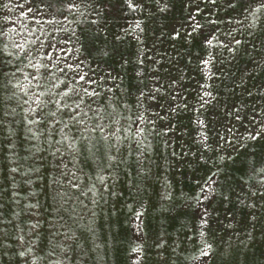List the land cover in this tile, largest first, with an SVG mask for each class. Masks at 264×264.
Wrapping results in <instances>:
<instances>
[{
	"label": "rangeland",
	"instance_id": "obj_1",
	"mask_svg": "<svg viewBox=\"0 0 264 264\" xmlns=\"http://www.w3.org/2000/svg\"><path fill=\"white\" fill-rule=\"evenodd\" d=\"M138 2L128 94L97 0H0V264H264V0Z\"/></svg>",
	"mask_w": 264,
	"mask_h": 264
},
{
	"label": "trees",
	"instance_id": "obj_2",
	"mask_svg": "<svg viewBox=\"0 0 264 264\" xmlns=\"http://www.w3.org/2000/svg\"><path fill=\"white\" fill-rule=\"evenodd\" d=\"M34 3L42 2L55 13L70 12L69 0H32ZM99 9L97 20L82 18L78 23L80 49L90 58L99 60L109 65H117L122 62L120 84L123 89L132 94L139 91L144 83V78L138 75L145 69L141 62L133 61L130 39L123 41L111 36V31L120 23L132 19H139L145 14L140 6L139 0H97ZM253 0H234L232 6L243 9ZM180 5L178 1L170 3L168 6L155 14V17L165 23L171 20ZM102 22V24H101ZM104 27V28H103ZM3 56L0 54V66L4 65ZM1 92V82H0ZM119 229L124 228V220H119ZM118 228V226H117ZM119 249H124L120 244ZM115 254H117L115 252ZM126 252L121 254V259Z\"/></svg>",
	"mask_w": 264,
	"mask_h": 264
},
{
	"label": "snow or ice",
	"instance_id": "obj_3",
	"mask_svg": "<svg viewBox=\"0 0 264 264\" xmlns=\"http://www.w3.org/2000/svg\"><path fill=\"white\" fill-rule=\"evenodd\" d=\"M262 7H264V6H262ZM210 43V42H209ZM237 43H239V41L237 42ZM39 101L37 100V103H38ZM259 135V133H257V136ZM253 139H255V137H253ZM208 253H207V251H205V252H203L202 253V255H207Z\"/></svg>",
	"mask_w": 264,
	"mask_h": 264
}]
</instances>
